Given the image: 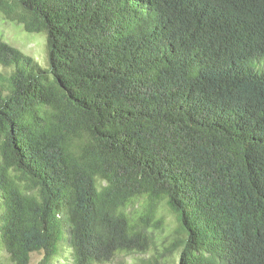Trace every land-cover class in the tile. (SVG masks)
I'll return each mask as SVG.
<instances>
[{
	"label": "trees",
	"instance_id": "trees-1",
	"mask_svg": "<svg viewBox=\"0 0 264 264\" xmlns=\"http://www.w3.org/2000/svg\"><path fill=\"white\" fill-rule=\"evenodd\" d=\"M0 15L44 34L47 57L0 38L12 264H55L63 244L70 264L144 255L165 214L167 245L130 264H264V0H0Z\"/></svg>",
	"mask_w": 264,
	"mask_h": 264
},
{
	"label": "rangeland",
	"instance_id": "rangeland-1",
	"mask_svg": "<svg viewBox=\"0 0 264 264\" xmlns=\"http://www.w3.org/2000/svg\"><path fill=\"white\" fill-rule=\"evenodd\" d=\"M0 38L4 43L19 50L25 56H28L33 59L42 71L47 70L46 40L44 34L28 33L23 29L21 25L8 22L4 20L3 17L0 15ZM135 206L136 205H129L127 208V212H132L133 210H135ZM165 219L167 223L166 229L168 230L162 231L160 234L155 236V241L150 247L149 251L146 252V254L133 256L121 255L114 258L110 263L107 264H130V260L136 257L148 258L151 256L158 255L162 251L163 247L167 245L170 239L168 238V240L164 241L168 231H170L173 219L168 214H165ZM64 245L65 244L62 245L61 256L57 258V260L54 262L55 264L71 263L69 251ZM41 258V253H32L30 255L29 264H38ZM0 264H12L8 258L7 253L2 248H0Z\"/></svg>",
	"mask_w": 264,
	"mask_h": 264
}]
</instances>
